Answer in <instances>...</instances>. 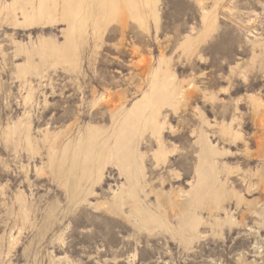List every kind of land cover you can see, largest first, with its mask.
<instances>
[{"label": "rangeland", "instance_id": "obj_1", "mask_svg": "<svg viewBox=\"0 0 264 264\" xmlns=\"http://www.w3.org/2000/svg\"><path fill=\"white\" fill-rule=\"evenodd\" d=\"M0 264H264V0H0Z\"/></svg>", "mask_w": 264, "mask_h": 264}, {"label": "bare ground", "instance_id": "obj_2", "mask_svg": "<svg viewBox=\"0 0 264 264\" xmlns=\"http://www.w3.org/2000/svg\"><path fill=\"white\" fill-rule=\"evenodd\" d=\"M73 10H74V9H73ZM73 10H72V11H73ZM75 13H76V12H75ZM92 146H94V145H92ZM89 149H90V148H89ZM87 151H88V150H87ZM86 155H87V154H86ZM87 157H88V156H87ZM88 158H89V157H88ZM129 163H130V162H129Z\"/></svg>", "mask_w": 264, "mask_h": 264}]
</instances>
